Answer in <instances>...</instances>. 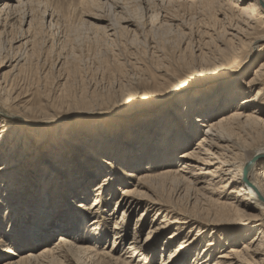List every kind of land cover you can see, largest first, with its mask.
I'll return each mask as SVG.
<instances>
[{
	"label": "rangeland",
	"instance_id": "1",
	"mask_svg": "<svg viewBox=\"0 0 264 264\" xmlns=\"http://www.w3.org/2000/svg\"><path fill=\"white\" fill-rule=\"evenodd\" d=\"M159 1L150 0L148 12L144 13L145 5L140 0H118L116 7L101 8L81 5L77 0H33L14 15L2 16L0 112L5 115H0V120L6 129L0 130V264L36 256L56 244L59 237L73 248L80 244L93 246L98 255L89 258L73 252L65 258L51 254L18 264H121L115 260L128 256L127 247L133 238L141 241L142 257L146 258L137 256L130 264H162L183 240L194 241L184 255L175 254L169 264H190L197 253H204L210 241L212 258L207 264H211L223 249H241L252 238L264 236V219L251 222L253 212L244 210L238 214L220 204L219 201L232 202L227 199L234 196L230 192L238 184L224 189V182L216 179L212 186L202 184L198 190L191 185L194 176L202 179L197 174L205 166L200 164L181 173L189 179L184 182L174 176L144 181L145 188L138 189V198L158 202L156 209L160 207L161 215L150 210L141 216L143 208L135 207L121 217L124 208L117 200L122 190H133L138 182L127 173L156 175L168 167H160L156 157L160 138L176 130V134L184 135L188 120L195 116H201L198 129L202 132L200 125L208 120L219 121L241 109L242 98L252 97L259 88L263 89L264 99V81L252 90L246 86L264 58H259L256 65L239 67L236 61H223L215 52L221 37L225 39L230 32L227 23H217L220 15L212 14L210 18L201 9L197 12L199 6H165ZM5 2L0 0V9ZM44 12L49 15L45 22ZM25 14L35 20L32 43L15 49V41L27 30L21 26ZM97 15L104 21L96 22ZM50 16L53 26L48 22ZM126 18L131 20L129 24L121 22ZM108 26L104 34L102 28ZM17 57L22 58L21 67L9 68ZM171 92L172 97L164 105L152 108L157 99ZM254 109L250 107L248 112ZM227 123L221 128L239 146L264 142V133L252 130L257 128L254 123L246 127L239 121ZM185 150H180L179 156ZM179 160L172 169L182 168ZM107 163L113 168H108ZM51 168L58 201L52 198L55 206L47 203L52 214H46L47 221H41L43 227L25 232L33 219L38 220L40 207L43 209L39 189L48 181L47 170ZM83 168L88 174L84 178ZM98 168L104 172L99 174ZM78 177L86 181L83 189L67 186ZM104 177L111 179V190L98 199L101 217L97 234L106 231L107 236L91 238L88 223L84 221L86 226L80 227L77 214L84 215L82 208L93 203V189ZM54 190H48L47 195L53 197ZM162 219L166 223H161ZM173 219L186 222L168 225ZM64 220L69 229L60 227ZM116 222L124 230L125 239L114 245L112 228ZM151 225L167 227L153 233ZM79 227L87 233L81 236L75 232ZM170 235L171 240L167 239ZM37 236H47L49 240L39 242ZM221 246L223 249H219ZM102 251L108 256H103ZM258 259L253 262L264 264Z\"/></svg>",
	"mask_w": 264,
	"mask_h": 264
},
{
	"label": "bare ground",
	"instance_id": "2",
	"mask_svg": "<svg viewBox=\"0 0 264 264\" xmlns=\"http://www.w3.org/2000/svg\"><path fill=\"white\" fill-rule=\"evenodd\" d=\"M32 1L33 0H18V1L7 0V2H5L0 9V28L3 26V21H2L3 15H5L6 17H10V15H14L16 11H18L19 9H22L28 6L29 4H31ZM77 1L81 5H91L92 7L96 6L97 8H101L103 6H108V5L115 6L117 3H119L118 0H105V1L104 0H77ZM140 1L143 5H145V7L143 8L144 13H147L148 12L147 3L150 0H140ZM159 2L161 4H164L165 6H168L171 4L174 5V3H178V4L184 3L187 5L199 6L198 7L199 10L197 12L202 11L203 14H205L206 16L210 18L212 14L213 16L214 14L220 15L221 19L217 23L219 22H223L224 24L227 23L228 29L230 31L227 34V36L224 35L225 39H223V36L221 37V39L219 40V46L216 47V51H215L216 53H218V55L223 61H236L239 67L240 66L243 67V65H246V66L248 65L247 67H249V66L256 65L257 60H259V58L263 60L264 58L263 56V53H264V50H263L264 49V0H160ZM48 17L49 15L47 14V12H44L42 15L43 21L45 22L46 18ZM50 18H52V16H50ZM52 20L53 18L48 21L50 26L53 24ZM94 20L96 22L104 21L98 15L94 16ZM130 21L131 20H129V18L128 19L126 18L121 22L123 24L124 23L129 24ZM34 22L35 20L34 18L32 19V15L25 14L23 16L22 21H21V26H26L27 30L22 31L21 35L18 37L19 40L15 41V44H18V46L15 49L21 46L25 47V46L30 45L31 38H32L31 35L34 29V25H33ZM5 24L7 25L6 21L4 22V28L2 30L3 32H5V27H7ZM213 25L214 24H212V26ZM98 28L100 27L98 26ZM106 28H110V27L108 26V27L102 28V30H104V34L106 30L108 31V29ZM216 32L217 31H215L214 33ZM1 35H2V32L0 31V36ZM210 41H208V44H210L209 43ZM21 63H22V58L17 57V58L12 59L11 64L8 67L11 69L18 70L21 67L20 66ZM262 81H264V62L259 65V68L254 74V77L250 81H248V83H246V86L249 90H252L255 86L259 87V85L262 84L261 83ZM262 92H263V89L259 88L258 90L254 91L255 94L252 97L249 96V97L242 98L241 104L239 106L241 107V109L236 110L234 113H232L228 117H222L219 121H213V120H208L207 118H202V120L204 119L208 120L206 123H203L202 125H200L204 128L202 132H200V130L198 129V124L201 121L200 119L201 116H195L194 118L189 117L190 119L188 120L187 128L184 131L185 132L184 135L179 134V132L178 134H176L177 133V130H176V131H172L171 135L166 136L165 139L161 140L160 138L156 144V148H159V150H155L156 157L159 156V159H160L159 166L160 167L163 165H168V167L164 168L160 173L156 175L141 174V173L139 175H136L134 173L133 174L127 173L126 176L128 177L130 176L131 178L138 180V182H136L133 185L134 186L133 190L131 189L122 190L120 198L117 200V202H120V206H123L124 208L122 211L121 217H124L125 212L126 213L133 212V208L135 207L143 208L141 216L144 215L145 212L147 213L150 210H155L156 211L155 215H161L160 207L156 209V206H160L158 202L156 201H150V202L144 201L143 202L144 199L142 200L141 198H138L139 196L137 194L139 192L138 189L145 188L144 181L152 179V178H157V177L166 178V177L174 176V177H178L179 179H182L184 182L189 179L188 178L186 179V177L184 175H181V173H184L186 170H189L191 167H194V164H200L202 166H205L203 168H200V172L199 174H197V176L198 177L201 176L202 179L199 180V178L192 175L191 177L193 176L194 177H193V180L190 182L191 185H193L196 188V190L201 189V187L200 188H197V187H199L202 184H206L207 187L212 186L216 179L219 182H222V181L224 182L223 184L224 189H227V188L231 189L233 186L238 184L239 185L238 188H233L230 192L231 195H234V196L227 199V200L229 199L232 200V202L227 203V202L219 201L220 204L225 207L227 206L230 209H233L238 214L245 213L244 210L253 212L255 215H253V217L250 216L251 222L257 223L261 221L262 219H264V170H263L264 168V142L258 145H254V146L252 145L244 146V147L239 146L237 143H235V141L232 140L231 138L232 136L229 137L227 134H225L227 133L225 132V129L221 128V125L224 123H227V122L229 123L233 121H236L237 123L239 121L241 124H245V127L248 126L249 123H254L257 128H254L252 130L256 131L258 134L264 133V99L262 97L263 95ZM200 93L198 95H200ZM171 95H172V92L169 93L165 97L157 99V101L155 102L154 106H152V108L153 107L158 108L164 105V103L172 97ZM250 107L255 108L253 112H248ZM2 109L3 108H1L0 106L1 111ZM0 115L2 116L5 114L0 112ZM181 122L182 121L178 123H181ZM174 127H177V125ZM5 129H6V125H4L3 121L0 120V130L4 132ZM30 131L36 132L35 130H32V129ZM200 133H202L201 136H199ZM24 134L25 133H21L22 136ZM196 138L198 139L196 143V147H194L191 150L192 143L194 142V139ZM182 149L183 150L186 149V150L183 152L182 155L179 156L178 153ZM178 158H180L179 161L182 164V168H180L177 171L172 168L174 167L173 165L177 163ZM107 165H108V168H113L111 163H107ZM98 169H99L98 171H100V173L99 172L98 173L101 174L102 170L100 168ZM51 171H54V169L51 168L50 171L47 170L48 181L43 183L39 189V197H40L39 201L40 203L43 201V209H41L40 207L39 209L40 212L38 214V220L33 219L32 223H30V226L25 228V232L32 233L35 230L43 227V225L41 224V221L45 222L48 220L47 219L48 216L46 214L50 213V216L52 214V212L47 210L48 209L47 203L51 202L50 204L55 206L56 202L58 201V198H57L58 191L57 189H55L56 183L55 181H53V178H52L53 172ZM108 171L110 170L105 171L107 175L109 174ZM82 172H83L82 177L84 178L85 175L87 174V171L85 170V168H83ZM82 177L73 178L71 180V183H68L69 185L67 184V186L71 187V189L76 188V190H78L79 188L83 189L86 181ZM115 180L117 179H114V181ZM110 181L111 179L106 178V177L100 180L95 186V188L93 189L94 196H95L93 203L89 207L82 208V211L84 209V212H85L84 215H82L81 213L77 214V217H78L77 222L80 227L86 226L84 225V221L88 223L87 227L90 228V232H91V233L88 232V235H90L89 237L91 238L92 237L95 238L96 235H98L100 238H104L105 236H107L106 231L104 234L103 233L97 234V232H100L99 231V220L101 217L98 212L99 211L98 206L100 204V201L98 199H100V197L103 195L104 192L109 194L111 190V187L109 186V184H111ZM9 186L10 185H8V187ZM60 186L65 187L66 185L64 184ZM51 188L53 190L55 189L52 194L53 197L51 196L49 197V195H47V193L49 192L48 190H50ZM206 190H208V188H206ZM52 198H56L54 199L56 200V202ZM78 207L80 206L77 205L76 208ZM89 218H90V221L88 220ZM79 219H82V220H79ZM65 221L66 220H64L61 223L60 227L69 229V225ZM165 221L166 219H162L161 223H164ZM185 222H186V219H178V220L173 219L169 222L168 225H174V224L181 225V224H184ZM118 225L116 222L114 227L112 228L113 236L115 239L113 243L114 245L116 241L120 240L121 242H123L125 239L123 236L124 230L119 228ZM80 227L75 229V232H78V233L80 232L82 236L86 234L87 231L84 228L81 229ZM164 227H167V225H162V227L161 226L156 227L154 225L153 226L151 225L149 229L152 232L154 231L153 233H158ZM179 229L180 228H178V230ZM263 237L264 236L262 235L261 237L257 236V237L252 238L251 240L247 242V245H244L241 249L237 246H232L228 250L223 249L222 246L219 247V249H223V250L219 252V254L216 256V258L213 260L211 264H255L253 262L255 258H259L258 259L259 262L263 263L264 262ZM44 238L46 239L48 238L49 240V237L47 236L46 237L37 236V241L42 242ZM59 238L60 239L58 240L56 244H53L52 247L46 248L38 255L34 256L33 254H31L28 257L20 258L18 261H11L10 264H18L19 261H23L26 259L32 260V259H36L40 257L43 258L51 254H54L58 257H65V258L69 253L73 254V252H75L76 254L77 253L82 254L89 258H92L95 255H98L94 253L93 248H92L93 246L80 244L77 247L73 248L72 245H67V242H65L66 241L65 239L61 237ZM77 238L78 237H76V239ZM167 239L171 240L173 239V236L170 235L168 236ZM233 239L235 238H232V240ZM77 240L79 241V239ZM193 241L194 240L180 241L177 247L174 248V251L172 252V254L171 253L169 254L166 262H162V264L172 263L173 262L172 259L174 258L175 254L184 255L185 252H187L191 248ZM139 243H141V241H139L136 238H133L127 247L128 252H126V254H128V256H126L123 259L117 258L115 260L116 263L130 264L134 258H137V256L139 258L142 257L143 250H142V247L139 246ZM212 245L213 243L211 241L208 242L206 245L207 248L204 249L205 250L204 253H197L190 264H207L212 258L209 253V251L212 248ZM101 254L106 257L108 256L107 255L108 253H105V252ZM129 254H132V255L129 256ZM145 258L146 257L144 258L142 257V259L144 260ZM111 259L114 260L113 257H111ZM142 264H145V262H142Z\"/></svg>",
	"mask_w": 264,
	"mask_h": 264
}]
</instances>
